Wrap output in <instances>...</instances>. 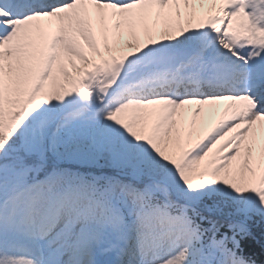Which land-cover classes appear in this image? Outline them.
Instances as JSON below:
<instances>
[{
	"label": "snow or ice",
	"instance_id": "snow-or-ice-1",
	"mask_svg": "<svg viewBox=\"0 0 264 264\" xmlns=\"http://www.w3.org/2000/svg\"><path fill=\"white\" fill-rule=\"evenodd\" d=\"M258 125L264 0H0V264H264Z\"/></svg>",
	"mask_w": 264,
	"mask_h": 264
},
{
	"label": "rangeland",
	"instance_id": "rangeland-1",
	"mask_svg": "<svg viewBox=\"0 0 264 264\" xmlns=\"http://www.w3.org/2000/svg\"><path fill=\"white\" fill-rule=\"evenodd\" d=\"M104 23L105 22L100 20L99 18H94V24L96 25L98 35H99L100 28L102 27ZM108 23L111 25L112 21H108ZM113 30L115 31L114 27H113ZM121 31H124L125 33H130L132 29H130L128 26H125ZM100 47L104 55L107 56L108 53L105 49L103 40L100 41ZM89 53L90 55H93L94 59L96 60H100L102 58L100 55L93 54L91 50H89ZM228 103L229 102L227 101H221V102H218L214 106L199 105L197 103H193L191 105L185 106L183 121L181 123V128L183 132L186 134L189 130L195 128V133L191 137L192 142H195V140L198 139L200 135H202L205 131L211 128L218 121V119L222 116L223 110L227 107ZM197 107L204 108V111L199 116H197L195 112V109ZM154 119L155 118L153 117V120ZM257 131H258V134L264 135V129H261L259 125L257 126ZM242 166H243V157L241 156V157H238L237 160L233 162V167L242 168ZM73 168H78V167H73ZM258 229L260 233L262 229L260 228Z\"/></svg>",
	"mask_w": 264,
	"mask_h": 264
},
{
	"label": "trees",
	"instance_id": "trees-1",
	"mask_svg": "<svg viewBox=\"0 0 264 264\" xmlns=\"http://www.w3.org/2000/svg\"><path fill=\"white\" fill-rule=\"evenodd\" d=\"M60 166L62 167H78L80 168L81 171H85L87 172L88 170H92V169H89L87 166H84V165H80V164H75V163H62ZM254 231L259 235V229L258 228H254ZM246 247L249 248V249H254V248H257V245H255V243L253 241H247L246 242Z\"/></svg>",
	"mask_w": 264,
	"mask_h": 264
}]
</instances>
